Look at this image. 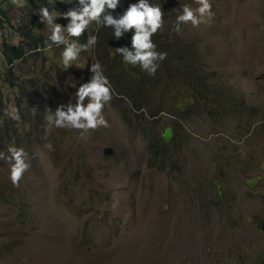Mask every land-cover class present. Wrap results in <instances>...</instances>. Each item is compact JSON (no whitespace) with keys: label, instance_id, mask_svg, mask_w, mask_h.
Wrapping results in <instances>:
<instances>
[{"label":"rangeland","instance_id":"rangeland-1","mask_svg":"<svg viewBox=\"0 0 264 264\" xmlns=\"http://www.w3.org/2000/svg\"><path fill=\"white\" fill-rule=\"evenodd\" d=\"M164 1L169 8L163 35L180 38L188 51L181 50L221 95V108L208 112L201 102L197 107L198 100L191 105L189 85L178 77L164 80L161 101L156 94L144 98L150 109H160L152 120L137 122L126 101L112 98L103 109L108 127L54 131L47 116L77 100V80L91 81L95 44L66 65L65 45L49 39L55 24L36 16L29 26L47 38L45 69L52 64L54 88L65 81L68 87L59 88L58 105L43 114L48 125L42 132L19 142L31 167L13 197L24 195L31 212L21 226L15 211L0 202V264H264V228L256 227L264 223V0H210L211 20L198 27L181 24L179 33L170 30L171 18L175 24L183 5H198ZM27 5L0 0L10 22L0 27V44L1 36L14 41L13 29L28 26ZM50 12L62 25L63 16ZM62 33L67 43L66 28ZM37 56L29 62L34 74ZM4 92L1 111L25 113L15 106V90ZM28 127L18 135L27 137ZM171 129L181 145L169 146L164 170L149 167L147 139L162 131L167 139L165 130ZM49 134L55 159L47 153ZM10 167L0 160V183L10 180Z\"/></svg>","mask_w":264,"mask_h":264},{"label":"trees","instance_id":"trees-1","mask_svg":"<svg viewBox=\"0 0 264 264\" xmlns=\"http://www.w3.org/2000/svg\"><path fill=\"white\" fill-rule=\"evenodd\" d=\"M138 2L139 0H120V4L113 15H123L130 4ZM150 2L163 8L165 26L167 8H169L166 1L150 0ZM41 7H48L49 11L54 10L58 14H63L73 8L80 7V5L78 0H28V5L24 8L28 13L27 17L30 18L28 26H19L13 29V32L16 31L15 34L18 36L14 41L1 36L0 54L3 59L4 69L0 72V84H5V90L13 92L15 90L14 103L16 108L18 110H26L25 113L19 114L20 119L18 121L10 115L6 116L1 111V108L4 106L2 103L4 101L5 90L0 87V121H2V124H0V151L5 154H8L9 146L16 145V147H19V142L25 139L31 142L29 134L32 131L42 132L43 127L48 125L44 122L43 114L46 116V114L50 113L49 109L58 105L59 88L63 86L68 87V82L65 81V83H59L58 88H54L55 84L52 83L53 79L50 74V72L54 73L52 64H50L49 69H45L46 56L44 50L47 47V38H44L41 33L34 32L32 27L29 26L36 16L40 17L39 9ZM5 21L10 25L5 9H0V27L3 26ZM61 22L63 25L70 22V20L62 18ZM173 22L171 18L170 30L175 25ZM164 26L152 36L153 42L157 45V51L167 53L166 59L157 61L159 67L154 76L143 71L138 65L133 66L125 63L123 56L115 52V48L124 46L132 50L134 28L124 33L123 37L117 40L114 38V32L111 27L98 26L93 22L81 37L68 36L67 43L77 41L78 43L86 44L88 38H95V45L92 47L95 52L93 65L98 63L101 66L103 75L111 82L113 89L112 98L116 99L118 103L122 100L126 101L128 109L134 113L133 116L136 117L137 122L149 118L152 120L156 116V112L160 111V109H150L144 98L156 94L159 96V101H161L166 91L165 79L172 80L181 77L182 81L189 85L187 91L191 105L198 100L196 103L197 107H200L201 102L208 112H211L214 106L220 109L219 98L221 95L211 89L210 85L204 81L205 78L202 76L203 71H199L198 67H195V63L191 61L189 54L185 52L188 49L185 50L180 46V38L176 39V37H165L163 35ZM187 45L189 46V44ZM85 53L87 51H82L79 56H83ZM37 55L40 58L39 64H36L34 74V69L29 71L30 68H33L29 62L38 60ZM61 69H63V65L59 67V71ZM85 69L86 71L89 70L87 67ZM123 74H125L126 79H121ZM62 78L65 77L60 76V82ZM76 82L75 87H80L84 84L78 80ZM160 86H163V88L161 89ZM209 91L212 93L213 99L209 97ZM48 99H51L53 103L50 102L48 104ZM69 103L75 105L76 101H69L64 103V105L67 106ZM145 108L149 109L145 112ZM236 108L242 110L244 106L237 103ZM141 112L144 114L143 117H141ZM24 125L29 126V133L26 134L27 137H24V134L18 135V130ZM53 130H57L55 125L53 126ZM165 131L167 132V139L162 136L164 131L159 133L154 132L152 137L149 136L147 139L145 146L147 165L159 171L164 170L168 163L167 153L169 146L176 145L179 147L181 145L180 139L175 135V130ZM49 135L51 148L48 147L47 153L52 159H55L54 143L51 138L52 135ZM14 189L15 187L11 180H3L0 183V202L10 206L15 211V220L21 223V226H27V220L24 217L30 214V205H27L29 210L24 207L26 204L25 201L22 203L26 199L24 195L15 201L16 197H13ZM27 203H29L28 199ZM32 222L33 224H37L36 217L32 219Z\"/></svg>","mask_w":264,"mask_h":264},{"label":"clouds","instance_id":"clouds-1","mask_svg":"<svg viewBox=\"0 0 264 264\" xmlns=\"http://www.w3.org/2000/svg\"><path fill=\"white\" fill-rule=\"evenodd\" d=\"M80 7L73 8L59 16L69 19L66 27L55 23L58 16H53L48 7L39 9L41 22L55 24L51 29L50 41L56 46L65 45L63 58L67 64L77 60L79 54L86 52L95 43L93 38H88L86 44L72 41L66 43L62 29L67 30L69 37L79 38L95 22L98 26L111 27L114 38L119 40L124 33L135 29L132 37V50L128 47L115 48L118 55H122L124 62L133 66H139L149 75L154 76L159 67L157 61L166 59L167 53L158 52L157 45L152 36L164 26V13L161 6L150 3V0H139L136 4H130L123 15H113L118 8L120 0H78ZM198 5L195 9L191 5L182 6V14L177 16L173 31L179 33L181 24L198 27L207 23L214 16L210 0H195ZM93 73L89 83L82 84L76 92V103L67 106L60 105L54 114L47 119L57 128H73L83 130H95L99 127H108V121L103 115V109L112 99L113 89L109 79L103 75L101 66L97 63L91 68ZM85 98L88 102L85 104ZM51 113V109H49ZM19 120V115L12 117ZM2 124V121H0ZM51 148V145H48ZM0 160H6L10 165V180L14 187H19L24 174L30 169L29 154L22 147L9 146L8 154L0 151Z\"/></svg>","mask_w":264,"mask_h":264},{"label":"water","instance_id":"water-1","mask_svg":"<svg viewBox=\"0 0 264 264\" xmlns=\"http://www.w3.org/2000/svg\"><path fill=\"white\" fill-rule=\"evenodd\" d=\"M105 151H106V150H105ZM256 223H258V222H256ZM259 224H260L261 227H260L259 225H256L257 228H260V229H261L262 227L264 228V223H263V222H261V223H259Z\"/></svg>","mask_w":264,"mask_h":264}]
</instances>
